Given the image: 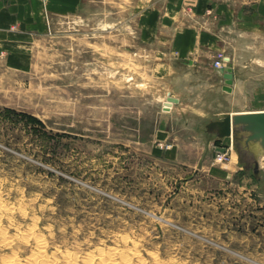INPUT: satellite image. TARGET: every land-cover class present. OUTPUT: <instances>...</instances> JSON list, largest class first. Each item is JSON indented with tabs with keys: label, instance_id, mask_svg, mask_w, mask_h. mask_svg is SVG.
I'll return each mask as SVG.
<instances>
[{
	"label": "rangeland",
	"instance_id": "374dc122",
	"mask_svg": "<svg viewBox=\"0 0 264 264\" xmlns=\"http://www.w3.org/2000/svg\"><path fill=\"white\" fill-rule=\"evenodd\" d=\"M130 6L99 0L57 23L29 72L0 63V243L11 240L0 264L27 262L38 239L52 264H102L117 248L132 264H264V171L209 172L237 153L201 155L205 122L155 139V102L171 110L166 92L186 84L168 79L167 57L141 43L135 19L124 22ZM251 55L262 88L264 47ZM248 108H264V95Z\"/></svg>",
	"mask_w": 264,
	"mask_h": 264
},
{
	"label": "crops",
	"instance_id": "0c3cea01",
	"mask_svg": "<svg viewBox=\"0 0 264 264\" xmlns=\"http://www.w3.org/2000/svg\"><path fill=\"white\" fill-rule=\"evenodd\" d=\"M123 1L133 4L128 8L124 22L133 17L135 31L141 43L158 55L167 57L169 63L166 66L172 67L168 79L186 84L180 91L166 92L170 98L176 99L171 110H165V104L161 100L155 102L159 107L158 119L154 124L158 126L155 139L168 142L179 138L169 126H195L199 129L205 122V143L202 148L206 152L201 155L205 153L206 157L214 160L217 154L215 150L222 142L206 132V125L225 113L264 110L248 108L250 104L258 105L264 95V86L261 88L254 85L255 61H252L254 58L251 55L254 53L256 57L259 55V48L264 47V0ZM98 2L99 0H0V63L12 70L29 72L34 65L37 45L50 37L56 24L68 18L92 13ZM122 28L126 29L125 26ZM242 50H249L251 57L245 58ZM218 53H225L233 58L230 65L233 74L230 92L225 90V72L213 66ZM238 54L244 57H238ZM259 60L263 62L257 64V71L264 72V59ZM250 61L253 63L250 64ZM180 67L182 71L178 69ZM259 82L264 85V80ZM242 84V90L238 91ZM240 98L244 101L243 106L237 103ZM199 132L196 134H200ZM193 138L198 139L197 136ZM196 146L201 147L199 143ZM210 166L209 172L226 181L235 174L246 172L244 166L239 160H234L233 156L226 165L216 167L211 163ZM261 171H264L263 164H260Z\"/></svg>",
	"mask_w": 264,
	"mask_h": 264
},
{
	"label": "water",
	"instance_id": "95a60500",
	"mask_svg": "<svg viewBox=\"0 0 264 264\" xmlns=\"http://www.w3.org/2000/svg\"><path fill=\"white\" fill-rule=\"evenodd\" d=\"M222 71L225 72V90L230 92L233 82L232 69L225 68ZM165 110L168 109L165 108ZM206 132L222 142V145L215 150L217 154L226 152V146L232 144L233 137L239 163L258 178L259 159L264 158V110L222 114L218 120L206 125Z\"/></svg>",
	"mask_w": 264,
	"mask_h": 264
},
{
	"label": "bare ground",
	"instance_id": "6f19581e",
	"mask_svg": "<svg viewBox=\"0 0 264 264\" xmlns=\"http://www.w3.org/2000/svg\"><path fill=\"white\" fill-rule=\"evenodd\" d=\"M225 69V68H224ZM235 84V83H234ZM236 84H238V83H236ZM242 86H243V84L242 85H239V90L238 91H240V90H242ZM235 90H233V92H234ZM243 92V91H242ZM233 94V93H232ZM240 94V93H239ZM247 96V95H246ZM231 99V98H230ZM235 100V99H234ZM232 101H233V99H232ZM234 103V102H233ZM237 103H238V105H240V106H243V103H244V101H243V99H238L237 100ZM248 112V111H247ZM240 113V112H239ZM242 113V112H241ZM232 146H233V148L235 149V146H234V139H233V137H232ZM234 160H237V154H234ZM259 162H260V164L262 165V164H264V158H260L259 159ZM2 205H4V204H2ZM6 205H9L10 206V204H6ZM18 205V204H17ZM6 207V206H5ZM4 207V208H5ZM17 207V206H16ZM1 208V207H0ZM8 208V207H7ZM10 208H11V206H10ZM9 208V209H10ZM13 210V209H12ZM19 210H21V209H19ZM10 211V210H9ZM16 211V210H15ZM4 212H6V211H4ZM9 213V212H8ZM1 214V213H0ZM12 214V213H11ZM13 215V214H12ZM0 216H2V214L0 215ZM5 216V215H4ZM7 217V216H6ZM30 228H28V229H26V230H29ZM36 231V230H35ZM19 233H21L22 234V231L21 232H19ZM37 233V232H36ZM22 235H25V234H22ZM2 236V235H1ZM3 237V236H2ZM19 237V236H18ZM17 237V238H18ZM26 237V236H25ZM24 237V238H25ZM31 237V236H30ZM43 237V236H42ZM16 238V239H17ZM45 238V237H44ZM9 239V238H8ZM8 239H5L4 240V242L7 244H9L10 242H9V240ZM15 239V238H14ZM19 239V238H18ZM21 239V238H20ZM25 239H27V238H25ZM35 239V238H34ZM28 240V239H27ZM37 240V239H36ZM35 240V241H36ZM11 241V240H10ZM43 241H44V239H43ZM0 242H1V240H0ZM28 242V241H27ZM48 242V241H47ZM124 242V241H123ZM4 243V244H5ZM0 244H3V243H0ZM3 244V245H4ZM5 244V245H6ZM33 245V244H32ZM36 245V244H35ZM35 247V246H34ZM37 247L39 248V250L37 251L38 253H35L36 255L33 257V258H31V259H29L27 262H25V263H23V262H20L18 259H19V257H17L18 259H16V258H14L13 257V259H10V260H8V261H6L4 264H52L50 261H49V259L50 258H47L46 256L48 255L47 253H45V251H44V249H45V245H44V243L41 241V240H39L38 239V241H37ZM36 248V247H35ZM34 249V248H33ZM113 249H116V248H113ZM112 249V250H113ZM57 250V249H56ZM55 250V251H56ZM111 250V251H112ZM118 250V248L116 249V250H114V251H112V252H110V254L109 255H107L108 256V258H107V260H105V261H103L104 260V257H106V256H104V255H106L105 253L103 254V253H100V256H101V259H100V261L102 262V264H132V260H131V257L130 256H134V255H128L127 254V252H126V254L125 253H122L121 251L119 252V251H117ZM61 251V250H60ZM47 252V251H46ZM57 252V251H56ZM55 252V254H57ZM63 252V251H62ZM65 252V251H64ZM124 252V251H123ZM47 254L46 256H45V254ZM72 253V252H71ZM108 253V252H107ZM136 254H137V252H135ZM12 254V253H11ZM68 254H70V252L68 253ZM131 254V253H130ZM60 255H62V253H60ZM15 256V255H14ZM62 256H65L64 254L62 255ZM61 256V257H62ZM71 256V255H70ZM73 256V255H72ZM57 257V256H56ZM61 257H59L60 258V260H61ZM10 258V257H9ZM12 258V257H11ZM66 258H67V256H66ZM26 259V258H25ZM58 259V258H57ZM68 259V262H67V264H75V262H73V260H72V258L70 257V258H67ZM88 259H89V257H88ZM91 259H93V258H91ZM24 260V259H23ZM54 260V259H53ZM75 260V259H74ZM90 260V259H89ZM52 261V260H51ZM77 261V260H76ZM88 261V260H87ZM96 261V260H95ZM53 262V261H52ZM55 262H57V261H55ZM62 262V261H61ZM2 263V262H1ZM66 263V262H65ZM89 263H91V262H89ZM89 263H87V264H89ZM165 263V262H164ZM62 264H63V262H62ZM76 264H78V262L76 263ZM91 264H95V263H91ZM170 264H172V263H170ZM175 264V263H174Z\"/></svg>",
	"mask_w": 264,
	"mask_h": 264
},
{
	"label": "built area",
	"instance_id": "2783aa9c",
	"mask_svg": "<svg viewBox=\"0 0 264 264\" xmlns=\"http://www.w3.org/2000/svg\"><path fill=\"white\" fill-rule=\"evenodd\" d=\"M226 65H227V54L218 53L213 61L214 68L217 70H223ZM232 148L233 146L231 144L227 145L226 152L217 155L218 161L220 162L227 161L230 151H233Z\"/></svg>",
	"mask_w": 264,
	"mask_h": 264
}]
</instances>
